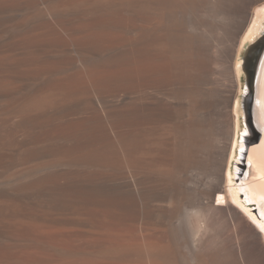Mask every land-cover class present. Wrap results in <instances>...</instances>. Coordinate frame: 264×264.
I'll list each match as a JSON object with an SVG mask.
<instances>
[{
    "label": "bare ground",
    "instance_id": "obj_1",
    "mask_svg": "<svg viewBox=\"0 0 264 264\" xmlns=\"http://www.w3.org/2000/svg\"><path fill=\"white\" fill-rule=\"evenodd\" d=\"M260 1L0 0V264H264V54L226 188Z\"/></svg>",
    "mask_w": 264,
    "mask_h": 264
},
{
    "label": "water",
    "instance_id": "obj_2",
    "mask_svg": "<svg viewBox=\"0 0 264 264\" xmlns=\"http://www.w3.org/2000/svg\"><path fill=\"white\" fill-rule=\"evenodd\" d=\"M264 54V26L259 30L258 36L248 44L242 55V63L240 65L244 77V85L242 88V95L240 101L241 116L239 117L242 123V130L237 131V144L242 143L244 146L241 150L238 147L235 154L238 155L237 159L244 160L249 146L258 142L260 139V132L256 128L252 118V104L254 100V85L257 75L259 62ZM236 117V114L233 112ZM236 130H233L232 140L230 144V153L232 151ZM251 136L252 138H249ZM229 163V159H228ZM237 186V181H235ZM239 185V184H238ZM247 208L254 215L257 214L255 203H248Z\"/></svg>",
    "mask_w": 264,
    "mask_h": 264
},
{
    "label": "rangeland",
    "instance_id": "obj_3",
    "mask_svg": "<svg viewBox=\"0 0 264 264\" xmlns=\"http://www.w3.org/2000/svg\"><path fill=\"white\" fill-rule=\"evenodd\" d=\"M258 7H256L254 10H253V16H252V19H251V22H250V24H249V27L247 28V30H246V32H245V34L248 32V30L250 29V28H252V27H254V26H256V27H260V29H262L263 28V26H264V0H261L260 2H258ZM257 8H259V9H257ZM203 9V10H202ZM204 9H206V11L204 10ZM213 9L211 8V6H209V5H203L202 7H201V11H202V14H204V15H212V13H213V11H212ZM257 10V11H256ZM205 11V12H204ZM255 11V12H254ZM262 13V14H261ZM214 14V13H213ZM259 21V22H258ZM259 23V24H258ZM259 29V30H260ZM258 36V33H257V35L255 36V38ZM254 38V39H255ZM253 39V40H254ZM253 40H251V41H247V43L245 42L244 44H243V46H241V48H240V53L238 52L237 54H239L238 56L236 55V58H234V60H233V63H234V61L236 62V61H238V63H239V75H238V81L240 80V88H238L237 89V94H236V97H235V102L236 101H238V119H237V121L239 122V129L237 130V131H240V130H242V123H241V121H240V119H239V117L241 116V110H240V101H241V95H242V88H243V85H244V77H243V73H242V71H241V67H240V65H241V63H242V55H243V53H244V49H245V47L248 45V44H250ZM212 51L213 52H216L217 50L215 49V48H213L212 49ZM222 65V66H221ZM224 65L223 64H219V65H216V68H218V72H220L221 74H223V71H224V67H223ZM222 71V72H221ZM240 76V77H239ZM223 77V76H222ZM217 79H219V77L217 76V75H213L212 76V81H214L215 82V80L216 81H218ZM219 82V81H218ZM173 89L175 90V92L174 93H176V91H177V86L176 87H173ZM212 136H214V137H212V139H211V143H210V147L208 148V151L206 152V156H207V158L209 159L210 158V161H212L213 160V157H212V149H213V147L215 148L216 146H218L217 145V143L220 141V134L219 133H217L216 132V134L215 133H213V135ZM249 138H252L251 136H249ZM217 142V143H216ZM219 144V143H218ZM237 149V148H236ZM250 149V148H249ZM215 150V149H214ZM232 153V152H231ZM247 152H246V155H245V157H244V160L242 161V160H239V159H235L238 155L236 154L235 156L236 157H233V158H231L230 159V163H228L229 165H227V166H229V168L231 169V178H232V181H231V183H230V185H227V189H229V188H231V189H233V188H236V187H238L241 183H245V182H247V181H249L252 177H253V170H252V167L248 164V161H247ZM228 168V167H227ZM226 171H227V169H226ZM250 171V172H249ZM235 181H237V186H236V183H235ZM239 184V185H238ZM225 195H227V194H225ZM240 198V200L242 201L243 199H244V197L243 196H240L239 197ZM215 204H219V205H221V203H217V202H215ZM247 208V207H246Z\"/></svg>",
    "mask_w": 264,
    "mask_h": 264
}]
</instances>
